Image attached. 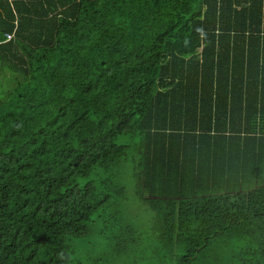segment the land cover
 Returning a JSON list of instances; mask_svg holds the SVG:
<instances>
[{
    "label": "trees",
    "instance_id": "16d2710c",
    "mask_svg": "<svg viewBox=\"0 0 264 264\" xmlns=\"http://www.w3.org/2000/svg\"><path fill=\"white\" fill-rule=\"evenodd\" d=\"M130 196L158 264H264V0H0V264L130 253Z\"/></svg>",
    "mask_w": 264,
    "mask_h": 264
},
{
    "label": "rangeland",
    "instance_id": "374dc122",
    "mask_svg": "<svg viewBox=\"0 0 264 264\" xmlns=\"http://www.w3.org/2000/svg\"><path fill=\"white\" fill-rule=\"evenodd\" d=\"M120 142H123V140L120 139ZM126 171L131 172V169H126ZM125 177L128 179L127 174ZM88 180L96 182L93 178H89L83 179L82 183L84 184ZM129 194H133L131 190H129ZM117 209L127 219H135V222L138 221L140 223V227H145V230H147V232L145 231L142 234L144 240L141 241L139 247H135L130 253L121 257L115 256L111 253L109 244L100 238L98 231L101 230V226L96 222L93 225V232L90 236L81 239H70V244L73 248L72 264H96V261L98 264H158L160 259H157L158 255L153 249L155 234L153 230L150 231L152 227L151 220H153L152 211L146 204L138 201L136 196H130V199H120L117 203ZM175 261L176 257L173 256L171 263L176 264Z\"/></svg>",
    "mask_w": 264,
    "mask_h": 264
}]
</instances>
